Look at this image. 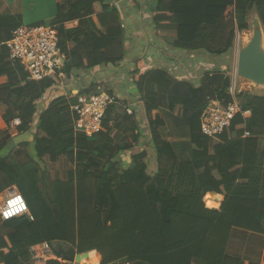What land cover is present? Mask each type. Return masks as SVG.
<instances>
[{
	"label": "trees",
	"instance_id": "trees-1",
	"mask_svg": "<svg viewBox=\"0 0 264 264\" xmlns=\"http://www.w3.org/2000/svg\"><path fill=\"white\" fill-rule=\"evenodd\" d=\"M106 2L59 0L52 25L58 31L60 53L68 62L63 73L115 65L124 59L125 31L117 9ZM154 2L156 36L173 49L220 57L234 48L236 31L249 30L252 11L264 27V0ZM230 7L233 12L227 13ZM4 56L0 57V103L6 107L2 120L9 127L19 118L20 125L0 131V194L15 188L31 220L28 216L0 220V264H68L77 254L93 250L100 254L102 264H245L228 258L225 250L233 227L264 235V198L259 194L264 96L238 92V105L249 117L235 115L221 135L208 138L200 133L199 117L216 99L214 94L222 105L230 101L225 93L230 80L224 73L214 69L206 84L197 89L161 69L137 75L135 84L145 100L154 142L159 140L158 123L151 114L169 97L177 126L191 129L194 162L202 160L198 165H173L178 176L183 173V182L170 175L152 183L132 168L119 171L116 163H110L130 148L124 143L127 138L138 141L141 136L133 118L123 108L117 114L115 105L106 110L101 130L86 137L72 130L70 104L75 99L56 97L39 115L32 142L8 150L13 137L31 130L37 102L58 80L35 82L17 62H6ZM98 85L79 94H98L102 92ZM245 133L249 137L243 138ZM215 139L218 145L212 144ZM61 156L74 170L65 181L50 180L44 158L56 163ZM208 192L224 195L220 210L204 208L202 200ZM137 201L156 209L165 244L154 243L150 237L161 228L137 226ZM187 218L203 220L204 225L191 234ZM44 242L50 243L54 256L63 263L30 261V247Z\"/></svg>",
	"mask_w": 264,
	"mask_h": 264
},
{
	"label": "crops",
	"instance_id": "crops-1",
	"mask_svg": "<svg viewBox=\"0 0 264 264\" xmlns=\"http://www.w3.org/2000/svg\"><path fill=\"white\" fill-rule=\"evenodd\" d=\"M58 2L59 0H0V57L6 55V62H12L9 58L8 49L5 46V43L10 40L12 32L20 26H43L52 24L57 16ZM106 3L117 9L122 27L125 31V42L123 45L124 59L122 62L112 65L115 69L113 72L103 68L108 65L96 66L88 71L69 72L67 75V82L69 84L68 93H70V95L64 92V87H62V92H59V90H57L59 86L47 91L37 102L38 111L34 115L33 127L27 132L28 136L24 137V140L20 137L22 134L13 137L7 145V149L12 150L23 142H32L33 134L36 131L34 127L36 121L53 99L60 96H75L81 91L87 90L90 87L92 88L95 84H99L98 86L100 88H105L101 91H107L110 95L115 97L117 102V104H115L117 107V114L121 112L119 108L132 110V115L129 116L133 118L136 126H138L141 132L138 141H133L130 137L127 138L124 143L127 145L129 144L130 148L114 157L110 163H116L119 171L132 168L136 171L137 176H143L152 183L157 177L163 178L170 175L178 176L179 174L177 171L173 169L175 163L198 165L201 164L202 161L198 160L194 162L190 141L191 129L187 125L177 126L173 112L170 110V104L173 103V100L166 97L162 106H159L151 114L152 120L156 119L158 123L156 132L159 140L154 142L150 131L149 117L145 110V100L143 95L139 93L135 80L137 75L161 69L167 71L178 82L184 83L192 89H197L206 84L205 81L208 80L207 77L213 75L212 72H214L216 66H218L217 69L221 73L225 72V70L222 69L224 67H222L223 64L221 63L222 58L226 54L215 57L204 51L189 52L167 46L156 36V31L152 23V13L155 9L154 0H107ZM232 12L233 7H230L227 13ZM251 13L256 14L255 11ZM73 24L75 25L76 22ZM259 32L261 34V48L264 52V27L261 23ZM133 37H137V59L133 57L131 60V57H127V52L132 48L129 44V40ZM112 51L113 48L110 49V54ZM2 66L0 61V69ZM125 66H128V72L124 73L123 76L125 79H128V90L130 93L128 99L131 100L128 102H131L132 105L120 97L119 93L114 91V87L112 88L108 85H104L102 81L104 80L109 84L110 79L122 74L119 70ZM84 75H89L94 79L92 81L88 80L86 83H81V86H79V82H82L79 80L82 79ZM1 81L3 82V79H1ZM231 81L229 82V87ZM208 83L212 89H217L218 86L215 85V83ZM106 87H108V89H106ZM187 89V87L184 88L185 91ZM238 91H249L252 94L264 96V86L255 85L250 81L243 82ZM214 96L216 99L212 101L220 103L219 100L221 99L218 98V94H214ZM5 111L6 107L0 103V131L9 129L2 120ZM70 117L72 118L71 114ZM248 117L249 113H247L246 118ZM72 130H74V132L76 131L73 125ZM135 134H137V130ZM243 138H245V136H243ZM124 143L122 145H124ZM214 143L218 145L219 140L215 139L212 144ZM44 161L53 166V168L49 170L50 180L65 181L67 180L68 173L74 170L73 164L63 156L59 157L56 163H50L47 157L44 158ZM201 166L197 167V172L201 171ZM182 174L183 173L178 176L181 177V182L185 180ZM259 184V194L264 198V158ZM222 189L223 187L221 186V190ZM14 191L17 190L15 188H10L3 191V193L0 194V203ZM208 193H206L202 200L204 208L208 210H220L224 195L214 192L216 198L211 200L206 197ZM207 201L216 202L218 206L216 208H209L207 206ZM156 212V209L147 202L137 201V226L149 224L150 228L157 227L162 229L161 225L163 224ZM185 221H188L189 225L187 232L190 231L191 234L198 231V229L202 228V225H204L203 220L200 221L197 218H187ZM164 231V229L160 231L155 229L154 233L150 235L152 241L162 245L165 244L167 238L161 233ZM225 253L228 258L239 260L245 264H264V235L233 227L229 235Z\"/></svg>",
	"mask_w": 264,
	"mask_h": 264
},
{
	"label": "built area",
	"instance_id": "built-area-1",
	"mask_svg": "<svg viewBox=\"0 0 264 264\" xmlns=\"http://www.w3.org/2000/svg\"><path fill=\"white\" fill-rule=\"evenodd\" d=\"M58 41L57 28L52 24L20 26L12 32L11 38L5 43V46L8 49L10 60L17 62L31 80L35 82L45 79L58 80L54 86V88H57L58 86L64 87V84L68 81L67 74L63 73V69L68 62L64 60L60 53ZM226 94L229 97V102L221 105L219 102L210 101L200 115V133L203 136L214 138L221 135L230 126L237 114L247 117L248 112L243 113L236 100V77L234 81H231ZM67 98L75 99L70 104L74 129L83 132L86 137H92L101 130L106 110L109 106L117 104L115 97L107 91L95 95L76 94ZM126 113L132 115V110L127 109ZM19 125L20 119L15 118L10 122L9 129L12 130ZM244 136L249 137V134L245 133ZM17 197L23 202L24 208L11 216L5 217L4 213L10 210V202ZM23 216H28L31 220L24 198L18 191H14L0 203V220L4 222ZM77 257L79 258L78 261L76 260ZM29 259L32 263L61 262L54 256L52 246L47 242L30 247ZM68 264H102V258L98 252L93 250L77 254L73 262Z\"/></svg>",
	"mask_w": 264,
	"mask_h": 264
},
{
	"label": "rangeland",
	"instance_id": "rangeland-1",
	"mask_svg": "<svg viewBox=\"0 0 264 264\" xmlns=\"http://www.w3.org/2000/svg\"><path fill=\"white\" fill-rule=\"evenodd\" d=\"M250 17V19H249ZM248 24H249V30L247 32H243V33H236V36H235V40H234V48L232 49V51L230 53H227L223 58H222V68L223 70H225V75L229 78H231L232 81H234L235 77H236V92L238 93L239 91V87L242 85L243 82H246L244 81V79L242 78H239L237 76V61H238V55L239 53L244 49L246 48L249 43L251 42L252 38H253V35H254V32L257 30V31H260V22L256 16V14H252L251 15L249 14L248 16ZM264 37V36H263ZM129 44L131 45V49L128 50L127 52V57H131V60L134 58L137 59V37H133V38H130L129 40ZM263 49H264V40H263ZM218 66H216L215 68H217ZM104 69L106 68L107 70L109 71H114L115 69L112 67V65H108L107 67H103ZM122 74L119 75V76H116L115 78H112L110 79V83L108 84L106 81L102 80L104 85H108L109 87H114V91L119 93V96L122 97L123 99H125L127 101V103H130L131 102H128V101H131L130 99H128L130 96H129V90H128V86H129V83H128V79H125V77L123 76L124 73H127L128 72V66H125V67H122L120 70H119ZM94 78H91L89 75H84L82 79H80L79 81H82V82H79V86H81V83H86V81H92ZM230 80V81H231ZM68 82H66L64 84V92H66L68 95H70L69 90H68ZM105 89L104 87L103 88H98V91H101ZM106 89H108V87H106ZM59 92H62V86L58 87ZM56 90V92H57ZM95 90H93L94 92ZM97 91V92H98ZM132 105V104H131ZM134 107V106H133ZM28 136V133L26 134H22L20 137L23 138V140L25 139L24 137H27ZM15 146V145H14ZM5 151H3L1 153V155H5ZM7 153H8V150H7ZM45 167H46V170H47V173L49 175V170H51L53 168L52 165H50L48 162H45ZM49 177V176H48ZM3 193V192H2Z\"/></svg>",
	"mask_w": 264,
	"mask_h": 264
},
{
	"label": "water",
	"instance_id": "water-1",
	"mask_svg": "<svg viewBox=\"0 0 264 264\" xmlns=\"http://www.w3.org/2000/svg\"><path fill=\"white\" fill-rule=\"evenodd\" d=\"M237 76L258 86H264V52L261 48V34L255 31L249 45L238 55ZM215 195L214 192L208 193ZM78 261L79 258L77 257Z\"/></svg>",
	"mask_w": 264,
	"mask_h": 264
},
{
	"label": "clouds",
	"instance_id": "clouds-1",
	"mask_svg": "<svg viewBox=\"0 0 264 264\" xmlns=\"http://www.w3.org/2000/svg\"><path fill=\"white\" fill-rule=\"evenodd\" d=\"M24 208V204L19 197L10 202V210L5 212V217L11 216L12 214L20 211Z\"/></svg>",
	"mask_w": 264,
	"mask_h": 264
},
{
	"label": "bare ground",
	"instance_id": "bare-ground-1",
	"mask_svg": "<svg viewBox=\"0 0 264 264\" xmlns=\"http://www.w3.org/2000/svg\"><path fill=\"white\" fill-rule=\"evenodd\" d=\"M206 197L209 198V199H211V200H213V199L216 198V195H209L208 194ZM207 206L209 208H216L218 206V203H216V202L214 203V202L207 201Z\"/></svg>",
	"mask_w": 264,
	"mask_h": 264
}]
</instances>
